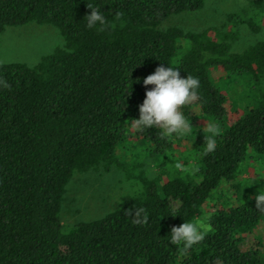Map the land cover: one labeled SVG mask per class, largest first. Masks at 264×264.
<instances>
[{
	"label": "trees",
	"instance_id": "16d2710c",
	"mask_svg": "<svg viewBox=\"0 0 264 264\" xmlns=\"http://www.w3.org/2000/svg\"><path fill=\"white\" fill-rule=\"evenodd\" d=\"M247 2L242 14L229 16L230 31L193 32L163 24L203 9L205 0H0V33L51 24L65 39L64 48L35 66L0 63V264H264V253L242 247L264 221L255 195L236 206L215 203L210 231L198 245L170 242L171 228L202 215L245 162L256 154L264 159V40L243 51L232 43L239 26L259 33L264 24V0ZM88 5L105 15L104 31L87 28ZM161 65L199 78L198 99L182 111L196 124L191 110L198 105L221 130L216 151L205 152L212 137L201 133L196 176L178 169L169 175L162 159L156 178L135 175L141 189L123 196L116 209L66 229L64 196L78 171L116 165L132 175L118 150L153 87L146 89L143 79ZM215 66L250 88L251 102L232 123L227 94L211 75ZM136 134L151 154L167 155L170 141L159 129ZM140 209L141 223L134 224Z\"/></svg>",
	"mask_w": 264,
	"mask_h": 264
},
{
	"label": "rangeland",
	"instance_id": "374dc122",
	"mask_svg": "<svg viewBox=\"0 0 264 264\" xmlns=\"http://www.w3.org/2000/svg\"><path fill=\"white\" fill-rule=\"evenodd\" d=\"M205 1L203 9L172 16L163 27L178 26L185 31L193 32L212 27L230 31L234 23L229 21V16L232 13L242 14L248 6L247 0ZM238 31L241 35L232 42L234 51H243L256 42L264 40V24L259 33L252 32L247 25L239 26ZM64 47L65 39L54 25L30 23L8 27L0 33V63L19 62L35 66L44 56L51 54L57 48ZM211 75L215 83L227 94L229 121L235 122L244 114L252 100L246 80L230 77L223 66L212 67ZM191 114L197 117L196 124L193 123L192 133L186 137L173 138L166 148L167 155L164 156L151 154L150 144L139 139L136 129L129 127L127 140L120 146L118 154L125 165L132 170V175L116 165L111 166L110 170H106L102 165L85 172L78 171L70 181L64 196L62 219L65 228L70 229L81 221L100 219L116 209L123 196L135 194L141 189V182L136 176L142 173L151 178L158 176L161 172L159 164L162 159H167L165 169L169 175H174L176 172V163L183 162L184 168L187 169L184 171L185 175L196 176L191 168L198 163L195 153L197 143L204 138L201 133L204 134L208 126L213 123L204 116L198 105L193 106ZM262 181H264V159L256 154L243 164L237 180L224 183L218 189L214 198L205 207L204 213L195 221H200L209 227L208 219L215 203L227 206L239 205L247 197L254 196L259 189L264 191ZM242 247L244 250L254 249L264 253V221L254 232L247 235Z\"/></svg>",
	"mask_w": 264,
	"mask_h": 264
},
{
	"label": "clouds",
	"instance_id": "9594fccd",
	"mask_svg": "<svg viewBox=\"0 0 264 264\" xmlns=\"http://www.w3.org/2000/svg\"><path fill=\"white\" fill-rule=\"evenodd\" d=\"M90 14L86 15L88 29L104 31L107 27V20L99 7L88 5ZM147 89L146 98L139 106V119H133L131 126L137 130L159 129L162 139L173 140V138L186 137L192 133L193 123L185 116L182 109L198 99L200 88L199 78L187 75L181 76V71L172 66L163 65L156 68L153 74L148 75L142 81ZM5 86L6 82H5ZM130 94V93H129ZM208 131L212 138L206 142V153H214L217 149L216 136L220 134V129L212 124L208 126ZM175 167L181 171H187L183 162H178ZM191 171L197 173L199 167L192 166ZM264 182V181H262ZM252 199V197H249ZM256 207L264 206V191L260 189L255 194ZM181 204L177 202L172 207V211H177ZM143 209L134 212L133 223H141V213ZM132 215V213H130ZM143 222L147 223V216H143ZM210 231L204 223L200 221H186L180 226H173L170 231V242L174 245H183L191 248L198 245L205 239L206 233Z\"/></svg>",
	"mask_w": 264,
	"mask_h": 264
}]
</instances>
